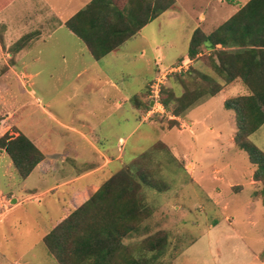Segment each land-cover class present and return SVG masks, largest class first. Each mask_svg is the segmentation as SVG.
Returning <instances> with one entry per match:
<instances>
[{
	"label": "rangeland",
	"instance_id": "374dc122",
	"mask_svg": "<svg viewBox=\"0 0 264 264\" xmlns=\"http://www.w3.org/2000/svg\"><path fill=\"white\" fill-rule=\"evenodd\" d=\"M43 1L14 0L0 13V45H15L16 41L32 32V26L37 23V9H41L39 18L44 16L42 12L46 13V6L37 5L44 4ZM196 3V0H191L187 4L191 7ZM176 5L177 10H170L150 21L138 34L125 41L119 51L99 60L94 59L82 40L65 26L46 35L48 27L22 50L20 60L14 66L18 74H27L21 91L14 74L8 73L6 80L1 81L2 85L8 82L11 85L9 83V90L1 92L0 89V121L8 125L18 124L22 116L21 122L25 126L35 125L39 131L45 130L44 136L55 145L53 148L59 152L64 148L75 157L78 161L75 165L84 159L86 161L91 151L71 130L58 125L44 113L42 106L68 127L74 126L85 132H89V126L93 127L100 147H115V151L121 149L124 152L123 160L113 161L96 174L98 182L108 180L124 164L152 149L143 163V158L136 162L141 165L149 159L148 164L152 162L150 159H154L150 179L155 186L143 185L141 190L152 212L141 222L137 233L124 239L131 248L143 247L148 237L166 235L165 261L170 260L174 264H264L263 183L250 184L257 165H252L247 152L236 145V123L231 127L225 123L218 125L215 119H210L205 125H194L189 120L194 132L165 130L164 127H170L168 117L173 110L168 112L162 101L164 116L155 107V111L146 118L145 110L149 108L144 101H148L149 94H143L145 89L163 73V69L181 63L179 60L188 54L192 33L198 25L194 13L185 12ZM51 16L54 17L53 12ZM4 23H8L9 30ZM187 62L190 68L166 74L163 84L171 89L175 81H184V86L176 87L177 93L187 92L195 101L192 107L220 90L222 83L200 78L199 73L192 69L191 60ZM6 68L0 64V74ZM109 79L116 86L107 82ZM27 80L33 85V94L29 92V86L25 87ZM140 94L144 99L143 110L134 106L133 99ZM169 94L170 91L165 90L163 98ZM104 95L107 100L103 99ZM234 97L238 96L226 98L224 105L223 101L219 102V97L207 105L221 113L225 110V102ZM121 100L124 104L119 106ZM179 102H171V109L177 108ZM153 104L154 107L156 103ZM21 106L25 107L21 110ZM7 112L15 114L6 120ZM176 127L182 129L181 123ZM231 130L235 132L231 134ZM219 131L222 138L216 139ZM87 135L90 137L89 133ZM195 135L198 139L191 159H183L179 155L182 149H178L175 156L173 144L182 138L193 141ZM161 140L172 144L169 150L160 145L154 147ZM249 141L264 152V124L249 136ZM207 142L212 143L208 145ZM74 146L80 150L79 153ZM8 164L12 166L8 168ZM149 167L150 164L147 169ZM64 168L66 174L79 172V167L75 169L72 161L67 162ZM132 170L136 171L134 167ZM34 178L26 180L25 185L36 182L39 187V178L33 181ZM136 179L140 181L139 177ZM20 183L10 157L0 153V190L5 192L0 195V205L3 206L0 207V264H58L43 238L63 214L57 198H61L60 190L66 186L57 192L26 198L17 204V200L9 199L11 194L6 192L11 187L14 190L21 188ZM61 199L60 204L63 205L69 196Z\"/></svg>",
	"mask_w": 264,
	"mask_h": 264
},
{
	"label": "trees",
	"instance_id": "16d2710c",
	"mask_svg": "<svg viewBox=\"0 0 264 264\" xmlns=\"http://www.w3.org/2000/svg\"><path fill=\"white\" fill-rule=\"evenodd\" d=\"M11 1L0 0V12ZM175 9V0H91L66 22V26L88 46L95 59H101L118 51L125 41L164 11ZM211 42L210 34L196 28L190 39L188 54L180 62L196 58L204 48L214 47L218 53L219 49L231 46L212 45ZM21 45L18 41L14 48L19 49ZM241 48L236 55L228 57V61L242 77L250 94L228 99L225 107L234 112L236 145L247 152L253 165H257L254 179L263 183L264 193V152L249 141V136L264 124V45ZM201 58L211 60L207 54ZM204 78L209 79V76ZM179 82L175 81L171 89L162 85V105L168 112L173 110V116L181 115L195 102L187 92L177 93L179 90L176 87L184 86V81ZM165 90H169L171 95L163 98ZM147 94L150 96V88ZM150 98L144 101L149 110ZM133 100L141 98L135 96ZM178 100L181 102L178 107L171 109L170 103ZM176 123L177 120H170L171 125ZM156 145L169 150L162 141L156 142L154 147ZM0 150L11 158L23 179L44 159L42 151L22 132L18 135L7 132L1 136ZM150 150L139 154L129 167L114 173L44 236L43 242L58 264H174L170 260L165 261L166 235L148 237L144 246L137 249L124 242L139 231L141 222L152 212L141 192L143 185L155 186L150 179L154 159L146 164L147 159L145 165L142 164ZM140 158H143L142 163L137 165ZM138 177L140 181L136 179Z\"/></svg>",
	"mask_w": 264,
	"mask_h": 264
},
{
	"label": "crops",
	"instance_id": "0c3cea01",
	"mask_svg": "<svg viewBox=\"0 0 264 264\" xmlns=\"http://www.w3.org/2000/svg\"><path fill=\"white\" fill-rule=\"evenodd\" d=\"M13 1L14 0H12L8 5H6V7L2 11L6 10ZM90 1L91 0H44L43 1L44 4L43 3L37 4L38 6L40 5L46 6V10H45L46 13L42 12L44 16L39 18V15L41 14V9L40 8L37 9V13H36L37 23L32 26L31 33L23 36L21 39L18 40L19 42L23 41L20 48L15 49L14 45H10V44L0 45V64H2L4 68L7 67L6 69H4L5 72L3 74H0V89H2L1 92L5 90H9L10 82H8L5 85L1 84V81L5 79V76L8 73L17 76V81L19 82L20 91L21 88L24 86V82L26 80V78L24 77H27V74L24 72H22V74H18L14 66L17 65V60H20L19 55L22 52V50L30 45L33 38L35 39L48 27H50V29L47 32H45L46 35H50L51 33H54L62 26H65L67 28L66 22L70 18H72L78 11L84 8ZM175 1L179 5L180 9H182L185 12L189 11L190 14L194 13L196 15V18L198 19V25L195 27V29L199 28L204 33L210 34L212 39L211 42L212 45H231V46L223 48L224 50L219 49L218 53H216V48L214 47L210 49L204 48L202 51L199 52L196 58L191 59L192 69H194L197 73H199L200 78L209 76L210 80L218 83H222L221 87L219 88L220 90H218L216 94H212L210 97L206 98L200 104H196L186 109L179 116L169 115L168 117L169 124L171 119L177 120V123L173 125L170 124L169 128L164 127V129L169 131L177 130V132L179 133H182V131L184 130L194 132L191 126L188 124L189 120H191V123L194 125H199V124L205 125L206 123H208L207 121H209L210 119L212 120L215 119L218 125L225 123L227 125H230L231 127L235 126V118L233 115L234 112L232 110H229L224 106L225 110H223L221 113H216V111L215 110L213 111V108L207 104L214 98L219 97V102L221 103V101H223V105H224V101L226 100V98L230 96L233 97V96H243L250 94V90L243 82L242 77L239 76L238 73L235 71V69L230 65V62L228 61V57L233 56V54L236 55L237 52L242 49L241 47H245V49H248V47H251L253 45H264V0H256V1L196 0L197 3L191 7L189 6V4H187L191 0H175ZM192 9H195L194 12L192 11ZM168 11L170 10H166L163 13H166ZM52 12L54 14V17L51 16ZM4 26L7 30H9L8 23H4ZM69 31L71 30L69 29ZM18 41H16L15 43H17ZM237 45H241V46H237ZM85 46L86 49L90 52L88 46L87 45ZM203 54L209 55L211 57V60L210 61H208L207 59L206 61L203 60L201 58ZM230 68L233 69L231 70ZM107 82H111L112 86H116L115 82H113V80L111 79L107 80ZM25 84H27L25 85V87L27 86L30 87L31 90L29 92L33 94V85L31 84V82L28 81ZM150 84L151 83L148 84L144 93H146V91L149 92ZM143 94L139 95L141 100L134 101L135 107L137 108L143 107L144 104V102L142 101L144 100L142 97ZM107 98L108 97L104 95L103 99L107 100ZM37 100L40 102L39 98H37ZM105 103L108 104L107 101H105ZM153 103L154 101L150 98L149 107L151 109L154 105ZM123 104L124 102L121 100L119 106H122ZM24 107L25 106H21L20 109L22 110ZM154 107L160 109L159 113L163 114L162 116H164L165 113L163 112L162 106L156 103ZM42 110L50 118H52V120H55V122L58 125L63 126L68 130H71L74 133V135L82 139L83 140L82 143H84L87 149L91 151V154L87 156L86 161L84 159V161H82L81 164L75 165V161L78 162L75 157L70 156L71 154H69V152H66L64 148L62 149V152L61 151L59 152L57 148L56 149L53 148V146L55 147V145L50 144L47 137L44 136L45 130L41 129L39 131V128H37V126L35 125L25 126L21 122L22 116L20 117L19 120L20 122H18V124L13 123L8 125L7 123L4 124L5 121H2V123L0 121V137L7 132H9L12 135L14 133L15 135H18L20 132H22L27 137H29L44 154V159L34 168V170L30 173V175L25 179L19 176V173L12 162L21 180L20 183L21 188L18 187L16 188V190H14L11 187L9 190H7L6 193L11 194V197L9 199H11L12 201L16 199L17 202L15 203L20 204L26 198L57 192L59 188L66 186L64 190H60L61 194H63L61 198L67 195L69 196V199L65 201L63 205H61L60 202H62V199L57 198L59 200V205L62 207L63 214L52 225V227H54L62 219L67 217L73 210H75L77 207L82 205L92 194H94L98 190L101 184L104 183L105 181L98 182L96 180L97 179L96 174L106 169L113 161L123 160L124 152L121 149H119L118 152L115 151V147L113 149L100 147L99 146L100 140L96 139L94 135L93 127L91 128L89 126V132H85L84 130L78 129L74 126L68 127L64 123L60 122L55 117V115L52 114L51 111L45 109L44 106H42ZM151 111L153 110L150 111L149 109L147 111L145 110L146 118H149L148 116H150ZM13 114L15 113L7 112L5 114L7 116L6 120H8ZM157 123L161 124L158 121ZM179 123H181L182 129L176 127V125ZM2 124H4L3 128H1ZM203 127H206L208 129L209 126H203ZM14 128H17L16 129L17 131H10ZM210 129L212 131L214 130L213 127H210ZM230 132L232 134L235 132V130L234 131L231 130ZM87 133H89L90 137H88ZM222 135L223 134L221 131L217 132L216 139H221ZM197 139L198 137L197 135H195L193 141L191 139L182 138L178 143L173 144L172 150L175 152V156H177L176 155L177 150L182 149L183 151H181L179 155H181L183 159L190 160L191 154L194 148L196 147ZM231 139L232 137H230V140ZM76 140L80 142L78 138H76ZM162 142L166 145V147H168V149H170L172 144H168L164 141ZM211 143L212 142H207L208 145H210ZM74 148L73 149L75 151H77L78 153L80 152V150L75 146ZM0 153L7 155L5 151L0 150ZM71 161L72 163H74L75 169L77 166L79 167L77 170L79 172L75 174H66L64 165L67 162H71ZM130 162H132V160ZM127 164H124L122 168ZM7 166L8 168H10V166L12 165L8 164ZM120 169H118L116 172H118ZM36 172H39L40 174L38 175ZM33 177L39 178L38 185L40 184L39 187H41L40 188L41 191L38 190L39 187L35 184L36 182H33V184H30L29 186L25 185L26 180ZM36 178H34L33 181ZM250 184L255 186L260 184V181L254 179V173L253 176L251 177ZM10 186L11 185L9 184L8 188ZM232 187L235 188L236 186H232ZM3 192H4L3 190H0V195H3ZM24 194H26L27 196L23 197L22 195ZM0 207L3 206L0 205Z\"/></svg>",
	"mask_w": 264,
	"mask_h": 264
},
{
	"label": "built area",
	"instance_id": "2783aa9c",
	"mask_svg": "<svg viewBox=\"0 0 264 264\" xmlns=\"http://www.w3.org/2000/svg\"><path fill=\"white\" fill-rule=\"evenodd\" d=\"M187 63H188L187 61H184V62L177 64L176 66L163 69V71L161 70L163 73H161L159 76L157 75L153 79L152 83L150 84V97L152 98L154 103H158L161 106V91H162V85L164 83V80L167 78L166 74L169 75L173 73H179L183 71L184 68H189L187 67ZM152 109L153 111H155V107H153Z\"/></svg>",
	"mask_w": 264,
	"mask_h": 264
}]
</instances>
